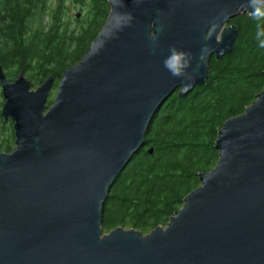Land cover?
<instances>
[{"label":"water","instance_id":"95a60500","mask_svg":"<svg viewBox=\"0 0 264 264\" xmlns=\"http://www.w3.org/2000/svg\"><path fill=\"white\" fill-rule=\"evenodd\" d=\"M107 2L106 23L50 106L52 76L33 90L24 73L10 82L0 68L1 116L16 136L0 154V264H264V89L223 123L215 168L167 226L104 234L101 219L156 112L204 87L251 0ZM172 48L191 57L182 77L165 67Z\"/></svg>","mask_w":264,"mask_h":264},{"label":"trees","instance_id":"16d2710c","mask_svg":"<svg viewBox=\"0 0 264 264\" xmlns=\"http://www.w3.org/2000/svg\"><path fill=\"white\" fill-rule=\"evenodd\" d=\"M76 6L85 11L71 26L67 13ZM109 10L107 0H0V68L7 80L24 73L35 87L52 76L56 87L63 72L88 53ZM230 25L238 33L234 49L221 60L210 59L204 87L185 97L175 92L156 112L145 147L108 192L102 232L122 227L146 235L167 226L200 187L198 175L215 168L223 123L243 114L263 91L264 49L257 46L256 21L245 14Z\"/></svg>","mask_w":264,"mask_h":264},{"label":"clouds","instance_id":"9594fccd","mask_svg":"<svg viewBox=\"0 0 264 264\" xmlns=\"http://www.w3.org/2000/svg\"><path fill=\"white\" fill-rule=\"evenodd\" d=\"M252 18L256 21L255 39L257 46L264 49V0H251ZM203 59V55L201 56ZM165 67L174 77H182L190 67L191 57L189 54L178 51L175 48L170 49V55L165 60Z\"/></svg>","mask_w":264,"mask_h":264},{"label":"flooded vegetation","instance_id":"af4514ba","mask_svg":"<svg viewBox=\"0 0 264 264\" xmlns=\"http://www.w3.org/2000/svg\"><path fill=\"white\" fill-rule=\"evenodd\" d=\"M1 112L2 109L0 111V154L9 155L12 153L16 142L14 123L11 119L3 120Z\"/></svg>","mask_w":264,"mask_h":264},{"label":"rangeland","instance_id":"374dc122","mask_svg":"<svg viewBox=\"0 0 264 264\" xmlns=\"http://www.w3.org/2000/svg\"><path fill=\"white\" fill-rule=\"evenodd\" d=\"M85 11V7H80V6H76L74 8H71L70 11L67 13V18L68 20L70 21L71 23V26L75 25L76 24V15L77 14H80V18H78L77 20H81L82 18V15L84 14L83 12ZM26 76V75H25ZM27 77V76H26ZM31 82V81H30ZM38 86H35V87H32V84H31V89L35 90ZM57 87L58 85L55 87V83H54V87L52 89V91H50V95H49V98H48V101H52L54 100V97L56 95V91H57ZM2 104H3V97H2V94H1V86H0V111L2 109ZM105 234V233H104Z\"/></svg>","mask_w":264,"mask_h":264}]
</instances>
